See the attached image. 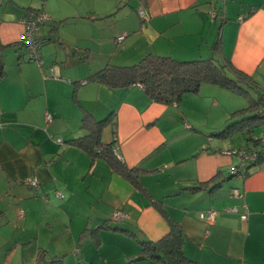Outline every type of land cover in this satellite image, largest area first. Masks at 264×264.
<instances>
[{"label": "crops", "instance_id": "1", "mask_svg": "<svg viewBox=\"0 0 264 264\" xmlns=\"http://www.w3.org/2000/svg\"><path fill=\"white\" fill-rule=\"evenodd\" d=\"M105 1L0 0V264H44L53 258H63L62 264H158L136 260L138 241L120 230L156 242L169 232L165 214L183 230L187 259L264 264V162L246 178L237 177L229 191L222 192L224 184L212 193L187 191L211 179L219 183L227 178L224 172L239 164L223 154L232 148V139L208 135L221 131L230 114L243 109L236 107L239 97L204 84L199 93L185 94L173 111L150 101L139 86L113 89L87 80L106 65L128 67L152 54L179 61H227L264 94V0ZM39 10L50 18L39 29L44 39L41 66L25 60L26 49L19 43L23 21ZM119 35L124 39L116 42ZM85 114L107 120L101 137L109 144L116 136L117 154L128 169L150 174L147 179L138 176L143 196L104 160H92L66 143L85 136ZM58 136L61 144L55 141ZM252 148L261 147L257 143ZM58 179L61 198L44 186ZM31 180L38 181L37 189L28 186ZM103 180L102 193L113 200L101 212L96 204ZM233 190L242 198H233ZM153 201L160 202L163 213ZM38 205L50 219L39 223L44 238L36 235L34 244L32 210ZM230 208L237 212L225 211ZM209 210L214 219L201 220L199 215ZM6 211L22 221L21 239L4 230L11 222ZM114 211L127 218L111 220ZM243 213L246 220L240 219ZM105 222L117 230L99 231L93 250L92 239L80 242L84 230ZM40 252L45 258L39 262Z\"/></svg>", "mask_w": 264, "mask_h": 264}, {"label": "trees", "instance_id": "2", "mask_svg": "<svg viewBox=\"0 0 264 264\" xmlns=\"http://www.w3.org/2000/svg\"><path fill=\"white\" fill-rule=\"evenodd\" d=\"M43 41L44 39L40 38V48ZM19 43L23 47L22 43ZM2 72L3 69L0 65V76H2ZM87 80L113 89L139 86L150 101L166 106H178L185 94L199 93L204 84L216 86L233 95L247 99L250 101V105L231 113L228 118V123H231L217 134L214 133L213 137L228 140L227 138H232L233 135H245L250 140L256 129L264 125V94L261 88L251 77L235 69L227 61L218 62L214 59L179 61L171 57L149 54L132 66L116 67L106 65L103 69L89 76ZM254 95L258 98L255 99ZM255 110L256 114L246 118L247 114ZM105 123H107V120L95 121L89 114H85L81 119V129L86 131L85 136L66 143L83 149L92 160H104L113 172L130 181L144 193V189L138 181V175L142 173V170L128 169L124 165L123 159H119V156L115 155L113 147L116 145V140L109 144L101 141L102 128ZM263 141L264 139L253 141L255 144L258 143L261 148L249 151V153L256 154V159L254 162L248 163L244 178L249 175V171L253 167L264 162ZM233 177L237 176L229 175V179ZM226 180L227 178L214 184V179H211L201 183L198 187H190L187 191L191 193L198 191L212 193L221 189ZM152 204L163 213L160 202L153 201ZM164 216L169 226V232L156 242L141 241L137 239L134 233L120 230L138 241L141 251L136 260H152L158 264H197L187 259L182 251L184 234L180 225L166 214ZM106 228L117 230V228L110 227L108 222H105L93 230H84L79 240L82 243L90 238L96 244L97 233ZM42 258H45V255L40 252L37 260L40 262L43 260ZM44 264H62V260L53 258L44 262Z\"/></svg>", "mask_w": 264, "mask_h": 264}, {"label": "rangeland", "instance_id": "3", "mask_svg": "<svg viewBox=\"0 0 264 264\" xmlns=\"http://www.w3.org/2000/svg\"><path fill=\"white\" fill-rule=\"evenodd\" d=\"M107 1V0H106ZM105 1V2H106ZM122 1V2H121ZM123 1H125V0H117V3H123ZM101 2H104V0L102 1V0H100V4H101ZM121 5H123V4H121ZM20 40V39H19ZM50 44V43H49ZM49 44H47V45H45V47H43L42 49H44V53H45V48L49 45ZM52 44H57L56 46L58 47L59 46V43L58 42H53ZM12 57H14V55H13V53H10V54H8V56H7V58H8V60L10 61V62H8V63H10V65L12 66V63H13V61H12ZM240 98V99H239ZM238 98V100H241L239 103H237V105H236V107H239V108H246V107H248L249 105H250V101H248L247 99H244L243 97H239ZM254 98L255 99H257L258 97L257 96H255L254 95ZM175 107L176 106H173V105H171L170 106V110H175ZM254 114H256V110L255 111H253V112H250L249 114H247V116H246V118L247 117H251L252 115H254ZM214 117V116H213ZM213 117H212V119H213ZM240 118V117H239ZM215 119V121L216 122H218V118H214ZM234 121V120H233ZM179 123H181V122H179ZM221 123V122H220ZM219 123V124H220ZM231 123V122H230ZM230 123H227V125L225 126V128L230 124ZM181 126L182 127H184L185 126V124H181ZM224 128V129H225ZM219 132V131H218ZM218 132H213V131H211V132H209L210 134H208V135H211V137H213L212 135L214 134V133H218ZM258 136H260V137H262V139H264V125H262V126H260L259 127V129H256V131L252 134V139H250V140H248V139H245V137H243L242 135H233V137L232 138H227V139H229V140H233V144H231L232 145V148H228V149H232V150H245L246 152H249L250 150L249 149H251L252 147H254L255 146V143L253 142L254 140H256V139H258L257 137ZM213 138H216V137H213ZM57 139H60L59 138V136L58 137H56V140ZM55 140V141H56ZM101 141L103 142V143H105L104 141H107V138H105V135L103 134L102 135V137H101ZM261 147V146H260ZM253 150H254V148H252ZM260 149V148H259ZM258 149V150H259ZM233 158L235 159V160H240L238 157H235V156H233ZM233 169V168H232ZM230 171V170H229ZM229 171L228 172H224V176L225 177H227V180L224 182V186H223V190H222V192H225V191H229V189L232 187V185H233V182H236V180H237V177L236 178H230L229 179ZM150 175V174H149ZM149 175H146V176H144V174H140V175H138L139 176V178H140V176L141 177H143L144 179H147L148 178V176ZM152 179H154L155 180V177H153ZM38 182V181H37ZM61 180L60 179H58V180H56V182H52V183H48V184H45L44 186L46 187V188H49V189H51V191H52V193L51 194H53L54 196H55V194H56V196H57V194L60 192L59 190H56V187L58 188L60 185H61ZM118 183V181L116 180V182H115V185ZM57 185V186H56ZM158 185H155L154 186V188L157 190L158 189V187H157ZM100 189H99V192H100V198H99V202L96 204V207L98 206V208H100V210H101V212H104V211H107L109 208H108V205H112V197H111V195H109V193H102V191H103V189H104V180L103 181H101V183H100ZM144 187V186H143ZM110 188V187H109ZM145 188V187H144ZM114 189H115V187H114ZM117 189H118V187H117ZM152 191H153V187H152V189H151ZM40 193L41 192H38V196L40 197L41 195H40ZM139 193L141 194V196H143V193L142 192H140L139 191ZM59 194H61V193H59ZM62 195V194H61ZM64 196H65V194H64ZM57 197H59V196H57ZM62 197H63V195H62ZM59 198H61V197H59ZM141 198H143V197H141ZM55 199V197H53V200ZM56 200V199H55ZM44 210L38 205V207H37V211L36 210H32V213L33 214H35L36 213V216L34 217V221H33V223H32V232L34 233V235L32 236V240H31V242H33L34 244H37L38 243V240H34L35 238H36V235H38L41 239H43L44 238V229H43V225L41 224V226H39V223H41V221L42 222H47V220H49L50 219V215L49 214H46V213H44L43 212ZM20 212V211H19ZM59 212V211H58ZM61 212H62V209H61ZM62 214V213H61ZM60 215V214H59ZM5 216H6V218H9L8 219V221L10 222V224L8 225V223L7 224H5L4 226H3V228H4V230L5 231H7V232H9V233H11L12 231L21 239L22 238V236H24V234L22 233V229L24 228V225H23V223H22V221H19L18 220V217H15L16 216V213L15 212H10V211H6V213H5ZM10 216H12V217H10ZM38 223V224H37ZM61 227L60 226H58L57 225V229H60ZM56 229V228H55ZM51 243V245H54L56 242H54V239L50 242ZM94 244H95V241H93V243H90V246H91V248H92V250H93V247H94ZM95 248H96V246H95ZM86 249H87V247H86ZM141 251V250H140ZM94 253V252H93ZM72 255V254H71ZM61 259H63V258H61ZM72 260L73 261H75V257L74 256H72ZM76 264H80V263H76Z\"/></svg>", "mask_w": 264, "mask_h": 264}, {"label": "built area", "instance_id": "4", "mask_svg": "<svg viewBox=\"0 0 264 264\" xmlns=\"http://www.w3.org/2000/svg\"><path fill=\"white\" fill-rule=\"evenodd\" d=\"M139 16L143 17V11L142 10H139ZM210 16L212 19H214L216 17V14L211 11ZM48 21H50V18L44 11L37 12V13L33 14L31 17H29L23 21L24 30H23V33L20 37L19 42H21L23 47H25V49H26L25 60L27 62H35L40 66L43 64L41 57H40V46H39V44H40V32H39V29H40V26L44 25ZM123 39H124V36L119 35L116 38V42H121ZM44 77H46V76H44ZM46 119H47V121H50L48 116L46 117ZM114 140H116L115 135H114ZM56 142L59 144L62 143V141L60 139L56 140ZM263 144H264V141H263ZM113 151H114L115 155H118L117 154V146L113 147ZM223 154L231 156V157L235 156V157H238L240 159L239 164L229 171V175H233V176H237V177H241V178H244L246 175L245 171H246V167H247L248 163H252L256 159V154L246 152L245 150L229 149V150L223 151ZM118 158L122 159L120 156ZM27 184L31 188H34V189L38 188V183L36 180H31ZM57 196L62 197V195L59 193L57 194ZM232 197L236 198V199H241L242 194L238 190H233L232 191ZM225 211L236 213L237 209L236 208H230V209H225ZM246 213H243L240 216L241 220H246V215H247ZM21 214H23V213H21ZM214 217H215V212L212 210H209L208 212H205V213H202L199 215V218L205 222H211L214 219ZM125 218H127V215L125 213H123L122 211H114L111 213V219L115 222L123 220Z\"/></svg>", "mask_w": 264, "mask_h": 264}]
</instances>
